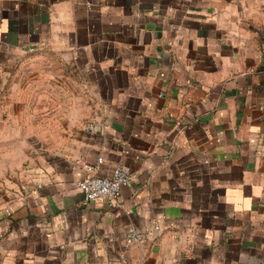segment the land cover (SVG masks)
Returning <instances> with one entry per match:
<instances>
[{
    "label": "crops",
    "instance_id": "crops-1",
    "mask_svg": "<svg viewBox=\"0 0 264 264\" xmlns=\"http://www.w3.org/2000/svg\"><path fill=\"white\" fill-rule=\"evenodd\" d=\"M0 264H264V0H0Z\"/></svg>",
    "mask_w": 264,
    "mask_h": 264
},
{
    "label": "built area",
    "instance_id": "built-area-1",
    "mask_svg": "<svg viewBox=\"0 0 264 264\" xmlns=\"http://www.w3.org/2000/svg\"><path fill=\"white\" fill-rule=\"evenodd\" d=\"M91 128H99L97 124H92ZM102 161V157H99ZM132 177V172L129 167L123 164L114 166L111 175L101 176L93 173H88L78 181L79 188L84 193L85 202L97 197H107L109 199H117L121 188L129 183ZM156 225L155 228H159ZM145 239L143 231L135 226H130L126 232V240L128 243L142 242Z\"/></svg>",
    "mask_w": 264,
    "mask_h": 264
}]
</instances>
